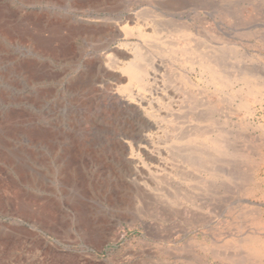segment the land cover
<instances>
[{"label": "rangeland", "instance_id": "1", "mask_svg": "<svg viewBox=\"0 0 264 264\" xmlns=\"http://www.w3.org/2000/svg\"><path fill=\"white\" fill-rule=\"evenodd\" d=\"M125 1L0 0V264H264V170L254 171L264 154V102L261 107L243 95L256 109L244 152L245 182L230 183L226 196L202 173L191 181L173 178L175 187H163L161 199L150 204L140 200L99 123L85 120L86 113L98 112L103 123L116 108L112 81H105L99 64L111 48L135 41L123 39L135 26L122 22L128 9H143L147 20L157 22L150 36L180 57L184 37L204 52L217 47L218 53H208L222 57L236 88L239 65L264 61L256 0ZM168 13L181 16L186 26L169 25ZM110 21L122 22L121 36L108 29ZM187 61L170 65L180 70ZM193 67L192 82L174 71L165 81L194 89L196 108L206 100L201 108L230 107L226 128L235 129L239 136L230 138L239 144L242 97L236 89L227 101L230 91L218 92L208 72L197 63ZM222 95L225 103L218 99ZM233 195L244 203L230 204ZM248 233L263 242L259 254L246 249Z\"/></svg>", "mask_w": 264, "mask_h": 264}, {"label": "bare ground", "instance_id": "2", "mask_svg": "<svg viewBox=\"0 0 264 264\" xmlns=\"http://www.w3.org/2000/svg\"><path fill=\"white\" fill-rule=\"evenodd\" d=\"M128 1L126 0L125 2L129 3ZM256 11L261 20L260 25H258L262 29L258 28L257 32L259 34L257 38L260 42H264V0H256ZM155 13L156 12H154V14ZM157 17H159V15ZM181 18V16H176L175 13H168V16L164 19L169 22V25L171 24V26L173 25L174 27L177 26L175 27L176 30H180L182 27L186 26L184 24L185 21ZM161 19L163 20V17ZM150 20L151 21L147 20L145 17L143 9L137 11L134 9H128L125 12L122 22H132L135 26H133L134 31L129 30L123 32V39L130 40V38H133L135 41L121 42L119 45L111 48L108 60L104 64H99V67H101L105 76V81H112H109V85L112 83V86L114 87L113 90L118 97L116 108H111L112 117L103 123L100 122V113L98 112L86 113L85 120H88L93 126L99 123V130L102 131L103 137L111 142V149L114 150V154L122 160L120 161V164L126 167V169H124L127 170V174H129L128 176H131V179L128 178V180L131 181L132 185L136 188V193L142 202L150 204L152 199L155 201L156 198H160L162 195V189L165 186L168 190H172V187H175L173 178L183 181L189 178L188 181H191L190 177H193L194 174L200 173H202L205 176L204 178L208 181L213 182L212 184L219 189L222 195L226 194L227 196L229 192L228 187L231 186H229L230 183H234V186L238 181L247 180L245 178L246 175H243V171L244 173L247 172L243 169V163L245 160L244 152L246 150V140L249 136L248 131L252 127L250 117H253V111L256 109L250 107V102L246 104L245 101L244 103L243 95H251L254 102L260 104L262 107L264 102V61L261 57L252 61L250 64L243 63L242 65H239L237 77L239 85L235 88L231 83V76L227 75L224 68L225 66L223 67L224 62L221 60L222 57L216 53H208L210 51H216L218 53L216 50L218 49L217 47L209 46L211 50L209 48L208 52H204L203 50L194 47L193 43L191 41L189 42V40L184 37L186 45L180 49L185 56L180 57L172 47H169L170 44H166V42L153 35V38L150 36V31L157 28V22L152 19ZM110 22L108 29L111 32H117L115 34L116 37L121 36L119 31L121 32L120 24L122 22ZM175 29L172 30L175 31ZM148 46L151 48L150 53L146 51V49L149 48ZM243 49V46L239 49L242 55L245 53L242 51ZM259 49L262 48L260 47ZM195 52L196 57L194 60L187 61L188 54L192 55ZM174 59L175 61L179 60L183 64L184 61H187V64L191 62V64L187 67V64L185 63L180 70H177L176 68H173V65H170V62ZM182 59H184V61H182ZM194 63H197L202 71L208 72V78L213 82H211L212 84H215L218 92H223V89L226 92L230 91L227 96V101H230L231 98L236 95L234 93L236 89L237 95L242 97V100L239 99L241 100L239 105L244 106V108H240L242 109V116L237 118L240 129L239 144L234 143L236 138H230L233 136H239L236 135L235 131V134L233 135L232 131L235 129L228 130L226 128L227 120L231 119V112L229 111L230 107L201 108V106L203 107L206 104V100L204 105H198V108L200 107L201 110L197 112L198 108L196 107L198 103L196 101L198 99L195 100L194 95L196 92L194 89H192V91H188L185 88L180 89L176 85L170 84L167 79L165 81V74L169 71H174L177 76L186 78L188 80L187 82H192ZM220 94L218 95L220 96ZM223 94L226 95L225 92ZM225 98H223L222 95L221 98L218 99L224 102L222 99ZM229 104L231 103L229 102ZM215 113H219V115L224 118L217 121L214 117ZM232 114H235L234 111ZM262 132L264 135V129H262ZM259 134H261V132ZM258 143H260V141ZM257 149L260 150L259 148ZM258 158L260 161L256 162L254 170L256 175L264 170L263 151L259 154ZM256 161L258 160L256 159ZM256 175L253 178H256ZM250 180L252 179H249V181ZM262 180L260 181L262 182ZM258 182L259 181H257V184ZM245 184L247 185V183ZM250 184L251 181L248 185ZM255 188H257V185ZM257 189L260 190V188ZM117 192L119 191L117 190L116 194ZM261 199L263 200L264 197ZM128 200H130V198H126V201H124L129 202ZM188 201L191 202V199H188ZM230 202V204L240 203L243 202V200L242 198L233 195ZM244 212L247 213L246 211ZM86 213L84 212V215H86L87 218L88 215ZM262 229H264V227ZM245 236H248L245 240V243H247L248 246L246 249L253 250L259 254L260 250L263 249V242L261 243L260 239L254 234L249 236L248 233V235L246 234ZM258 237L260 236L258 235Z\"/></svg>", "mask_w": 264, "mask_h": 264}]
</instances>
